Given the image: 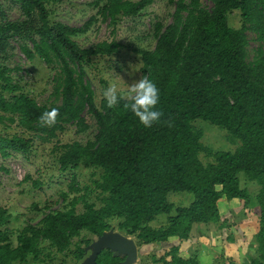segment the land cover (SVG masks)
<instances>
[{
    "label": "trees",
    "instance_id": "trees-1",
    "mask_svg": "<svg viewBox=\"0 0 264 264\" xmlns=\"http://www.w3.org/2000/svg\"><path fill=\"white\" fill-rule=\"evenodd\" d=\"M7 1L19 6L22 19L9 22L0 9V124L16 123L21 134L0 133V157L8 158L12 151L27 153L34 140L51 142L67 125L84 133L90 117L96 128L93 138L55 147L57 161L61 172L83 166L102 173L94 183L99 205L84 197L66 201L70 193L79 192L72 176L61 208L46 207L37 223H26L16 233L7 229L11 215L0 207V264H51L45 262L51 254L44 252L46 248L71 257L61 264H80L88 255L84 248L111 230L113 221L119 233L133 237L136 247H164L153 264H199L196 256L181 257L180 245L189 240L194 227L221 225L218 202L223 198L238 200L244 210L255 213L257 254L250 257V264H264V0H210L211 7L201 0H169L174 5L171 21L154 23V48L135 53L141 58V75H148L159 89L162 121L171 118L172 128L162 122L144 128L124 109L126 100L114 108L105 100L95 103L85 66L94 56L116 55L123 48L116 41L89 48L76 43L74 37L98 19L71 27L50 20L48 7L61 0ZM152 1L92 0L89 5L97 18L115 27L119 17H136ZM234 11L239 12V28L228 22ZM247 33L259 44L250 60ZM13 39L23 41L20 50L28 60L37 56L54 67L52 94L59 103L38 104L13 83L12 70L5 64ZM53 108L59 109L57 123L41 126L40 115ZM195 120L224 130L232 144L238 142L236 150L206 147ZM202 153L212 162L202 163ZM240 173L247 179L244 186ZM248 183L256 186L255 194ZM171 193H188L193 199L187 206H175L167 200ZM78 200L81 211L76 209ZM159 215L167 216L165 224L152 227ZM123 260L106 249L95 264Z\"/></svg>",
    "mask_w": 264,
    "mask_h": 264
},
{
    "label": "rangeland",
    "instance_id": "rangeland-1",
    "mask_svg": "<svg viewBox=\"0 0 264 264\" xmlns=\"http://www.w3.org/2000/svg\"><path fill=\"white\" fill-rule=\"evenodd\" d=\"M92 0H61L48 7L50 20L69 25L71 27H82L91 17L98 19L84 34L74 37L81 48H89L103 41H116L122 45L119 54L112 56H94L84 68L85 80L89 81L94 92V100L97 105L103 99V90L109 83L115 82L120 94L127 91L128 85L139 80L141 58L135 53L136 50H152L155 45L153 36V25L156 22L166 25L171 21L174 5L169 0H153L136 17H119L115 27L108 21L97 18L96 9L89 4ZM138 1V0H131ZM206 7H211L210 0H201ZM0 9L6 20L14 22L21 20V11L17 4L7 0H0ZM229 25L233 28L240 27V16L238 11L232 12L228 17ZM249 39L248 59L254 55V50L259 44L254 40V35L247 33ZM31 48V44L25 40ZM23 41L13 39L9 41V58L5 62L11 69L13 83L21 87V92L38 104H57L58 99L53 96V77L55 69L34 56L28 60L20 50ZM15 69H18L15 70ZM89 129L84 133L77 134L73 125L65 126L63 133H58L51 142L42 143L34 140L27 153L12 151L10 157H0V207H5L11 215L7 229L17 232L26 223H37L44 213L46 207L50 210H58L64 204L62 194L69 189L71 177L76 178L79 192L69 194L66 201L73 197L84 199L90 203L99 205L98 193L95 190V181L100 179L101 169L80 166L65 172L59 170L57 151L66 143L79 141L85 143L92 139L96 131L93 119L88 118ZM193 125L203 133L202 143L213 151L234 152L238 142L232 144L227 138L224 130L202 120H195ZM21 129L8 121L0 124V133L21 134ZM202 163L212 162L206 154H200ZM241 186L245 185L246 177L243 173L238 175ZM34 183H39L35 186ZM251 194L256 193L254 184H247ZM193 199L188 193H171L167 200L175 206H187ZM35 206L37 207L36 210ZM78 211L82 210V202L78 200L76 205ZM218 210L221 217V225L210 224L193 228L189 240L182 243L179 255L185 259L196 256L199 264H250V257L255 256L256 244L253 235L258 231V223L253 211H246L238 200L218 202ZM166 215H159L150 225L159 227L165 224ZM115 221L111 223V230L118 232ZM82 236L90 239L83 233ZM14 241V237H12ZM133 239V237H129ZM95 238L92 239L95 240ZM91 241V242H92ZM46 245H43L45 248ZM47 249V251H46ZM45 253L50 252V257L45 262L61 264L64 257L53 249L46 248ZM164 247L159 244L153 246L137 247V259L133 264H153V260L162 255ZM88 254V253H87ZM51 260H48V259ZM22 264V263H14ZM30 264H36L30 262ZM70 264V263H69Z\"/></svg>",
    "mask_w": 264,
    "mask_h": 264
},
{
    "label": "clouds",
    "instance_id": "clouds-1",
    "mask_svg": "<svg viewBox=\"0 0 264 264\" xmlns=\"http://www.w3.org/2000/svg\"><path fill=\"white\" fill-rule=\"evenodd\" d=\"M103 99L106 101L108 108H114L120 104L122 100L127 102L123 104L125 110L138 119L144 128H152L153 125L161 122L169 127H173L171 118L163 120L164 113L158 108L160 103V92L156 84L149 79L148 75L142 76L139 80L133 81L127 87L124 94H120L115 82H111L103 90ZM59 109L53 108L45 111L39 117L41 126L52 127L57 123L59 117Z\"/></svg>",
    "mask_w": 264,
    "mask_h": 264
},
{
    "label": "water",
    "instance_id": "water-1",
    "mask_svg": "<svg viewBox=\"0 0 264 264\" xmlns=\"http://www.w3.org/2000/svg\"><path fill=\"white\" fill-rule=\"evenodd\" d=\"M109 250L114 257H124L121 264H133L137 259V247L133 239L112 230L103 232L84 248L87 257L80 264H95L102 250Z\"/></svg>",
    "mask_w": 264,
    "mask_h": 264
},
{
    "label": "crops",
    "instance_id": "crops-1",
    "mask_svg": "<svg viewBox=\"0 0 264 264\" xmlns=\"http://www.w3.org/2000/svg\"><path fill=\"white\" fill-rule=\"evenodd\" d=\"M223 199H224V198H223ZM203 226H204V225L199 226V227H198V230H199V229H202ZM196 229H197V227H196ZM192 231H193V229H192ZM192 231H191V233H192ZM174 240H175V239H171L170 241H174Z\"/></svg>",
    "mask_w": 264,
    "mask_h": 264
}]
</instances>
